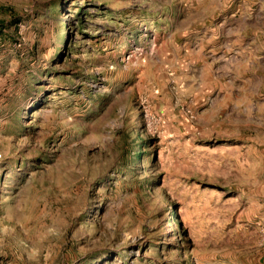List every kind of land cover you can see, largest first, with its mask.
Masks as SVG:
<instances>
[{"label": "rangeland", "instance_id": "1", "mask_svg": "<svg viewBox=\"0 0 264 264\" xmlns=\"http://www.w3.org/2000/svg\"><path fill=\"white\" fill-rule=\"evenodd\" d=\"M0 264H264V0H0Z\"/></svg>", "mask_w": 264, "mask_h": 264}, {"label": "bare ground", "instance_id": "2", "mask_svg": "<svg viewBox=\"0 0 264 264\" xmlns=\"http://www.w3.org/2000/svg\"><path fill=\"white\" fill-rule=\"evenodd\" d=\"M133 121V119L131 120V122Z\"/></svg>", "mask_w": 264, "mask_h": 264}]
</instances>
